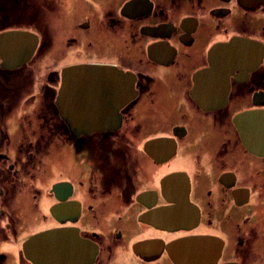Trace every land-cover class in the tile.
<instances>
[{
  "label": "flooded vegetation",
  "instance_id": "af4514ba",
  "mask_svg": "<svg viewBox=\"0 0 264 264\" xmlns=\"http://www.w3.org/2000/svg\"><path fill=\"white\" fill-rule=\"evenodd\" d=\"M259 109L264 0H0V264H264Z\"/></svg>",
  "mask_w": 264,
  "mask_h": 264
},
{
  "label": "water",
  "instance_id": "95a60500",
  "mask_svg": "<svg viewBox=\"0 0 264 264\" xmlns=\"http://www.w3.org/2000/svg\"><path fill=\"white\" fill-rule=\"evenodd\" d=\"M95 67L91 65L85 66H77V67H70L67 72L69 73L70 77L76 78L77 75L83 73V75H90L94 78H91L90 82L95 80ZM101 68V67H98ZM118 82H128L127 73H123L122 71H117ZM122 78V79H121ZM76 87V86H74ZM79 90L80 94L74 92L73 94L70 93V96H73L74 99L83 100L84 110L85 108L90 109L93 101L92 96V85L86 88V93L84 92L85 87ZM62 88L59 90V96L61 97ZM91 95V96H89ZM134 92L131 93L128 97H133ZM120 96H118V99ZM79 100V101H80ZM119 117V116H118ZM234 125L239 133L240 139L245 146V148L252 154L255 155H263L264 154V109L259 110H248L240 113L233 119ZM92 131V130H91ZM48 233H41L37 236L31 237L30 240L26 242V246L30 245L35 239L42 240V237H45ZM41 238V239H40ZM36 241V242H37ZM219 250V248H218ZM96 249L93 247L92 243L88 241L81 242L80 245H77L76 249L71 251V255L73 256L74 260H76V264H90L95 256ZM71 258V256H70ZM56 258L52 257L50 260L51 264H57L55 261ZM55 262V263H54ZM72 264L71 262H69Z\"/></svg>",
  "mask_w": 264,
  "mask_h": 264
},
{
  "label": "bare ground",
  "instance_id": "6f19581e",
  "mask_svg": "<svg viewBox=\"0 0 264 264\" xmlns=\"http://www.w3.org/2000/svg\"><path fill=\"white\" fill-rule=\"evenodd\" d=\"M87 78H88V80H91L90 78H89V75H87ZM71 82V81H70ZM118 96H120V93H117V98H118ZM102 99L101 101L104 103V105L110 110V113L107 115V118H108V120L109 121H113V119H114V116H113V114L112 113H114V110H113V108H114V106L112 105V104H115L114 103V96H113V94L110 92V91H105V92H103V91H100V93L99 94H96V95H94V97H93V99ZM77 107V106H76ZM79 107H81L80 105H78V108ZM113 110V111H112ZM112 112V113H111ZM118 116H119V114H117ZM116 115V116H117ZM117 119V118H116ZM66 242H70L71 244H68V252H67V255H65L64 256V258L65 259H67L69 262H71L72 264H76V260H74V258H73V256L71 255V251H73V249H72V242L71 241H66ZM53 245L54 244H56V242H53L52 243ZM64 244V243H63ZM70 256H71V258H70ZM42 259L43 260H41L39 263L40 264H45V262H50V259H48V258H46L45 256L44 257H42ZM56 260V259H55ZM56 262V261H55ZM54 262V263H55ZM70 264V263H69Z\"/></svg>",
  "mask_w": 264,
  "mask_h": 264
},
{
  "label": "rangeland",
  "instance_id": "374dc122",
  "mask_svg": "<svg viewBox=\"0 0 264 264\" xmlns=\"http://www.w3.org/2000/svg\"><path fill=\"white\" fill-rule=\"evenodd\" d=\"M257 202H258V200H256L254 203H252L250 205V207L253 208V210L256 212V217H257L256 222H260V226H258L257 234L255 235L256 236V238H255V241H256L255 246L257 248L258 255L262 256V254L264 252V219H263V216H262L260 203L258 204V207L256 209L255 205H256ZM110 211H111V209H108V208L106 209V212L110 213Z\"/></svg>",
  "mask_w": 264,
  "mask_h": 264
}]
</instances>
